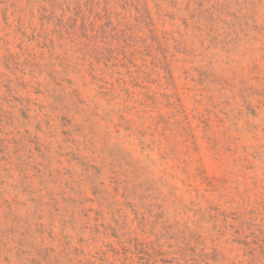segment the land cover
Segmentation results:
<instances>
[{
  "label": "rangeland",
  "instance_id": "rangeland-1",
  "mask_svg": "<svg viewBox=\"0 0 264 264\" xmlns=\"http://www.w3.org/2000/svg\"><path fill=\"white\" fill-rule=\"evenodd\" d=\"M0 264H264V0H0Z\"/></svg>",
  "mask_w": 264,
  "mask_h": 264
}]
</instances>
